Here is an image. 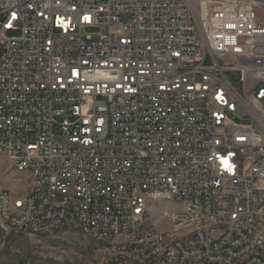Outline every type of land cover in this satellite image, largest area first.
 I'll list each match as a JSON object with an SVG mask.
<instances>
[{
	"label": "built area",
	"instance_id": "2783aa9c",
	"mask_svg": "<svg viewBox=\"0 0 264 264\" xmlns=\"http://www.w3.org/2000/svg\"><path fill=\"white\" fill-rule=\"evenodd\" d=\"M0 154L28 166L20 195L0 183L4 231L74 222L105 264H264V0H0ZM162 202L195 214L155 230Z\"/></svg>",
	"mask_w": 264,
	"mask_h": 264
},
{
	"label": "rangeland",
	"instance_id": "374dc122",
	"mask_svg": "<svg viewBox=\"0 0 264 264\" xmlns=\"http://www.w3.org/2000/svg\"><path fill=\"white\" fill-rule=\"evenodd\" d=\"M236 83L237 74H228ZM233 122L242 123L232 119ZM28 172L9 168L4 157H0V183L13 195H20L28 181ZM150 223L155 230L168 229L163 212L178 211L172 202L156 203ZM0 264H105V254L92 237L85 232L75 231L67 225L59 226L52 234L23 236L0 228Z\"/></svg>",
	"mask_w": 264,
	"mask_h": 264
},
{
	"label": "bare ground",
	"instance_id": "6f19581e",
	"mask_svg": "<svg viewBox=\"0 0 264 264\" xmlns=\"http://www.w3.org/2000/svg\"><path fill=\"white\" fill-rule=\"evenodd\" d=\"M0 157H4L7 161V157L4 154H0ZM12 170L16 171H26L28 172V166H13ZM179 206L178 211H171L170 213H174V215H186V214H195V207L194 206H186L184 207L180 203H175ZM104 212V205H97L96 207V214H103ZM0 213H1V205H0ZM199 218H206V210H199ZM67 225L74 229L75 231L85 232L88 233L92 239H94V232H88L85 226H76L74 222H60V223H51V231H55L59 226ZM45 234H49V227H40V228H32L30 229V235H41L44 236ZM102 247H106L107 250V243L106 241H99L94 240Z\"/></svg>",
	"mask_w": 264,
	"mask_h": 264
},
{
	"label": "snow or ice",
	"instance_id": "6c2138e0",
	"mask_svg": "<svg viewBox=\"0 0 264 264\" xmlns=\"http://www.w3.org/2000/svg\"><path fill=\"white\" fill-rule=\"evenodd\" d=\"M223 162H224L225 164H227V163H228V161H226V160H225V161H223Z\"/></svg>",
	"mask_w": 264,
	"mask_h": 264
},
{
	"label": "trees",
	"instance_id": "16d2710c",
	"mask_svg": "<svg viewBox=\"0 0 264 264\" xmlns=\"http://www.w3.org/2000/svg\"><path fill=\"white\" fill-rule=\"evenodd\" d=\"M0 233L2 234V231L0 230Z\"/></svg>",
	"mask_w": 264,
	"mask_h": 264
}]
</instances>
